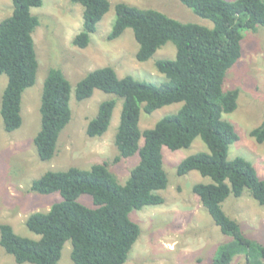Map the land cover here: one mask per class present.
<instances>
[{
	"label": "trees",
	"instance_id": "obj_1",
	"mask_svg": "<svg viewBox=\"0 0 264 264\" xmlns=\"http://www.w3.org/2000/svg\"><path fill=\"white\" fill-rule=\"evenodd\" d=\"M213 28L181 23L163 13L143 10L123 3L115 7L116 18L107 35L108 41L132 29L139 45L138 62H146L172 43L173 60H158L157 70L166 82L156 85L131 76L119 78L111 67L97 69L80 81L75 89L77 101L90 99L95 90L122 100L120 122L115 135L118 155L114 162L139 155L138 164L122 183L107 162L89 170L70 168L48 171L33 180L30 192L50 195L59 193L61 200L47 212L28 216L26 227L38 238L15 233L9 224L0 225V246L17 264H59L65 243L72 245L74 264H125L141 235L140 226L131 219L133 211L160 206L165 200L160 192L168 186L162 149H188L200 138L207 151L184 159L177 167L178 176L196 171L210 183H198V196L221 232L232 241L219 247L212 264H231L238 255L240 264H264V246L246 237L236 220L223 210L229 196L240 198L248 193L264 207V179L244 158L228 159V151L239 136L224 119L238 106V90H224L227 72L242 57L241 42L245 30L264 28L263 0H180ZM83 7V28L73 45L85 49L97 25L110 10L109 0H71ZM13 14L0 22V76L8 82L0 113L4 130L14 132L22 126L23 93L36 83L39 63L33 34L40 19L33 8L43 0H12ZM71 85L62 71L51 69L41 97V128L34 145L41 161H51L61 132L72 119ZM117 101L102 102L97 116L86 129L90 138L102 137L109 129ZM182 103L175 114L162 118L142 131L141 114H152L165 106ZM250 136L264 146V121ZM143 145H140L141 140ZM89 196L92 206L79 202Z\"/></svg>",
	"mask_w": 264,
	"mask_h": 264
},
{
	"label": "rangeland",
	"instance_id": "obj_2",
	"mask_svg": "<svg viewBox=\"0 0 264 264\" xmlns=\"http://www.w3.org/2000/svg\"><path fill=\"white\" fill-rule=\"evenodd\" d=\"M236 1V0H226ZM264 1V0H263ZM110 10L98 23L85 49L73 45L74 37L83 28V7L71 0H43V6L33 8L32 14L40 19L33 34L39 63L36 83L22 97V126L14 132L4 130L0 113V225L9 224L16 234L37 239L28 230L26 220L36 212H47L62 198L59 193L42 195L30 192L33 180L48 171H65L70 168L89 170L93 165L107 162L118 180L124 183L131 170L138 164L139 155L115 163L118 155L115 135L120 122L122 100L115 95L95 90L85 101H77L75 89L89 73L105 67L115 70L119 78L131 76L142 82L160 85L166 76L155 64L158 60H173L176 47L167 43L146 62H138L139 45L132 29L113 41L107 40L116 18L115 7L123 3L143 10H154L181 23L198 24L213 28L210 20L203 19L180 0H109ZM13 14L12 0H0V22ZM241 42L242 57L227 72L224 90H238L237 109L224 119L235 128L239 139L228 151V159L241 157L249 161L264 179V146L258 144L250 133L264 121V28L245 30ZM58 69L71 85L70 107L72 119L61 132L57 150L51 161H41L34 145V137L41 128V97L48 72ZM8 78L0 76V108ZM117 101L108 131L102 137L90 138L86 134L89 122L94 119L102 102ZM182 103L165 106L140 118L142 131L153 128L165 116L175 114ZM142 139L140 145L142 146ZM207 151L200 138L188 149L171 151L162 149L168 186L160 192L165 202L160 206H148L133 211L131 219L141 228V235L133 246L125 264H212L219 247L232 241L214 223L201 204L193 187L198 183H210L209 178L193 171L178 176L177 167L187 157ZM79 202L92 206L89 196H81ZM223 210L241 227L243 234L264 246V207L247 192L240 198L229 196ZM72 245L65 243L59 264H74ZM244 256H236L231 264H240ZM0 264H17L14 257L0 246Z\"/></svg>",
	"mask_w": 264,
	"mask_h": 264
}]
</instances>
